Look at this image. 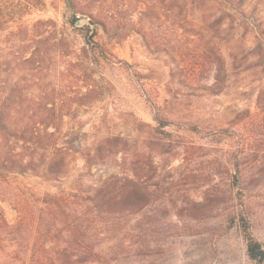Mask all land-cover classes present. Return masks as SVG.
Listing matches in <instances>:
<instances>
[{
    "label": "rangeland",
    "instance_id": "obj_1",
    "mask_svg": "<svg viewBox=\"0 0 264 264\" xmlns=\"http://www.w3.org/2000/svg\"><path fill=\"white\" fill-rule=\"evenodd\" d=\"M74 12L97 23L73 26ZM38 20L54 24L35 31ZM19 23L28 28L14 34ZM95 25L103 49L86 42ZM44 42L54 64L70 52L69 72L23 62ZM13 55V93L30 98L15 106L55 109L50 130L63 147L37 154L21 184L94 197L136 169L152 198L141 236L156 247L118 264H256L236 213L249 210L264 246V0H13ZM0 145L11 170L0 190L13 194V140ZM66 152L68 171L48 179ZM0 214L17 221L1 196ZM5 237L12 252L13 232Z\"/></svg>",
    "mask_w": 264,
    "mask_h": 264
},
{
    "label": "trees",
    "instance_id": "obj_2",
    "mask_svg": "<svg viewBox=\"0 0 264 264\" xmlns=\"http://www.w3.org/2000/svg\"><path fill=\"white\" fill-rule=\"evenodd\" d=\"M67 1L71 3V0ZM37 3L38 0H26V5L31 7ZM78 18L74 12L71 19L73 26ZM89 21L90 24L97 23L92 18ZM44 22L54 24L53 20H38L32 27L39 31ZM101 23L106 28V23ZM17 25L14 34H22L28 28L24 23ZM96 28L97 25L87 36L86 42L92 44V48L103 49L94 38ZM49 38H53L52 34H48L46 40L50 41ZM33 42H39L36 36L31 37ZM47 44L44 42L36 46L38 49L33 50L32 56L23 62L31 64L29 69L36 73L55 71L57 65L62 66V73L69 72L72 69L70 52H62L60 64H54L51 58L53 51L45 48ZM16 54L19 55L18 61H21L24 55L21 51ZM14 55L13 0H0V141L13 140V194L0 190V196L10 200L18 212L13 225L0 214V254L3 253L5 257L0 259V264H118L129 257L139 260L155 251V242L151 244L141 236L142 221L139 215L152 198L146 199L144 180L138 176L136 169L135 177L126 174L114 178L94 197L78 192L39 194L18 181L20 174L37 166V154H44L52 148L61 152L63 147L57 148L53 140L55 130H50L55 123V109L15 106L30 98L28 94L13 93ZM12 105L13 122H10L6 119L11 113L8 106ZM3 117L5 124L1 123ZM19 147L21 150H18ZM67 152L51 162L47 168L51 175L48 179H57L61 172L64 174L68 171L64 162ZM6 165V162H0L2 169ZM9 171L8 167L0 171V185L9 183L6 175ZM236 214L238 228L246 240V254L256 264H264V246L252 235L249 210L239 209ZM11 232L15 248L12 252H6L5 236ZM103 245H107L106 248Z\"/></svg>",
    "mask_w": 264,
    "mask_h": 264
},
{
    "label": "water",
    "instance_id": "obj_3",
    "mask_svg": "<svg viewBox=\"0 0 264 264\" xmlns=\"http://www.w3.org/2000/svg\"><path fill=\"white\" fill-rule=\"evenodd\" d=\"M90 24L89 18L87 17H80L75 21V26H84Z\"/></svg>",
    "mask_w": 264,
    "mask_h": 264
}]
</instances>
